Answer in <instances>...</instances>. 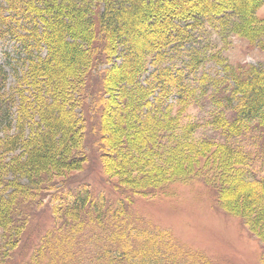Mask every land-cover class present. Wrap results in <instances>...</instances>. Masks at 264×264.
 <instances>
[{
	"label": "trees",
	"instance_id": "obj_1",
	"mask_svg": "<svg viewBox=\"0 0 264 264\" xmlns=\"http://www.w3.org/2000/svg\"><path fill=\"white\" fill-rule=\"evenodd\" d=\"M263 4L0 0L24 67L7 92L0 64V264L48 212L20 264H182L137 244L130 205L194 181L264 246V62L223 53L234 36L264 52ZM97 157L115 200L76 178Z\"/></svg>",
	"mask_w": 264,
	"mask_h": 264
},
{
	"label": "rangeland",
	"instance_id": "obj_2",
	"mask_svg": "<svg viewBox=\"0 0 264 264\" xmlns=\"http://www.w3.org/2000/svg\"><path fill=\"white\" fill-rule=\"evenodd\" d=\"M256 18L264 21V4L256 10ZM228 41H230L229 45L225 46L223 53L230 63L256 65L264 62V52L250 45L245 39L234 36ZM17 44L10 36L0 37V64L8 73L6 91L16 90L18 71L21 72L24 68L17 61ZM44 54L45 51L42 52V55ZM148 69L153 71L152 66ZM174 98L166 97L164 105L175 103ZM16 101V107L10 110L14 122V117H18L16 111L18 99ZM191 114L195 115L197 111L190 110L189 115ZM2 135L3 133L0 132V137ZM255 135L257 136V133ZM96 168H99L98 171ZM101 170L100 159L97 157L94 161L89 160L85 168L77 173L76 178L78 181H89L96 193H109L108 197L112 200L119 198L120 193L112 192L109 188L107 181L111 186L113 181L104 176ZM134 198L133 204L130 205L129 216L132 220H137L141 228L138 227L133 234L135 237L139 233L144 234L143 237H138V240H141L137 244L143 239L147 240V237L154 239V242L163 241L164 245L159 249L160 253H168L167 255L183 261L182 264H197L205 259L211 264L264 263V246L250 233L239 217L232 216L221 208L213 189L204 183L199 181L189 184L178 183L170 186L163 194ZM51 220L49 212L39 215L34 228L26 236L28 246L18 250L10 264H20L22 258L31 254V242L35 234L37 232L41 234L40 228L43 224L45 227L48 226ZM151 242L149 245L152 244ZM198 256L202 258L199 259ZM161 260L163 261L162 258Z\"/></svg>",
	"mask_w": 264,
	"mask_h": 264
}]
</instances>
